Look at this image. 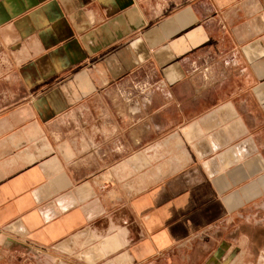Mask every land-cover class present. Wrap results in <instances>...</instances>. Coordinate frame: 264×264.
<instances>
[{
    "label": "crops",
    "instance_id": "obj_1",
    "mask_svg": "<svg viewBox=\"0 0 264 264\" xmlns=\"http://www.w3.org/2000/svg\"><path fill=\"white\" fill-rule=\"evenodd\" d=\"M0 57V246L64 264L253 253L264 0H0Z\"/></svg>",
    "mask_w": 264,
    "mask_h": 264
},
{
    "label": "rangeland",
    "instance_id": "obj_2",
    "mask_svg": "<svg viewBox=\"0 0 264 264\" xmlns=\"http://www.w3.org/2000/svg\"><path fill=\"white\" fill-rule=\"evenodd\" d=\"M2 58L0 57L1 78L4 77L6 73L5 68L1 65ZM7 86L6 84H0V89L5 90ZM169 157L170 156L166 154L159 155L160 165L165 166L168 163L166 160L170 159ZM255 222H261L263 228L254 229L253 253L247 255L244 260L238 259L233 264H264V208L256 213ZM11 251V249L0 246V264H64L53 261L50 257L37 252L35 249L22 247L20 245L14 247V252Z\"/></svg>",
    "mask_w": 264,
    "mask_h": 264
},
{
    "label": "built area",
    "instance_id": "obj_3",
    "mask_svg": "<svg viewBox=\"0 0 264 264\" xmlns=\"http://www.w3.org/2000/svg\"><path fill=\"white\" fill-rule=\"evenodd\" d=\"M144 89L143 90H141L140 91V88L138 87V92H145L146 90V86L144 85ZM125 96H127L128 98H127V101H131L132 103H134V104H136L137 106H139V100H133V98H134V96H133V94L130 92V91H128V92H125ZM144 100H146V99H144Z\"/></svg>",
    "mask_w": 264,
    "mask_h": 264
}]
</instances>
